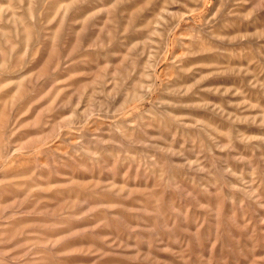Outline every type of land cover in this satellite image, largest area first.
<instances>
[{
    "label": "rangeland",
    "instance_id": "374dc122",
    "mask_svg": "<svg viewBox=\"0 0 264 264\" xmlns=\"http://www.w3.org/2000/svg\"><path fill=\"white\" fill-rule=\"evenodd\" d=\"M0 264H264V0H0Z\"/></svg>",
    "mask_w": 264,
    "mask_h": 264
}]
</instances>
